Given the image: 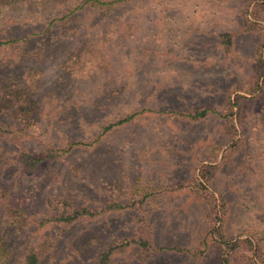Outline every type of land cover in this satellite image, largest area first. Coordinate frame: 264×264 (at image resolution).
Listing matches in <instances>:
<instances>
[{
    "label": "rangeland",
    "instance_id": "rangeland-1",
    "mask_svg": "<svg viewBox=\"0 0 264 264\" xmlns=\"http://www.w3.org/2000/svg\"><path fill=\"white\" fill-rule=\"evenodd\" d=\"M98 1L110 5L0 0V38L31 36L25 59L16 60L14 50L0 55V121L23 131L34 153L43 144L65 148V138L82 142L43 177L0 171V186L32 216L50 195L94 209L123 206L72 225L47 226L45 234L57 237L40 264H97L110 244L140 235L154 250L132 248L112 264H215L213 247L200 258L185 251H203L209 231L204 204L188 190L208 164L216 166L211 190L225 200L226 235L264 252V86L260 78L263 87L256 89L254 70L260 40L242 25L256 3ZM71 10L75 14L63 20ZM224 33L232 36L228 53ZM237 95L248 100L233 110V142L242 144L229 155L233 142L218 115ZM203 109L215 113L187 117ZM127 116L133 117L105 134L99 128ZM0 147L7 153L2 140ZM30 230L7 227L0 218L13 250L16 241L38 242L42 232ZM11 264H19L16 254Z\"/></svg>",
    "mask_w": 264,
    "mask_h": 264
},
{
    "label": "trees",
    "instance_id": "trees-1",
    "mask_svg": "<svg viewBox=\"0 0 264 264\" xmlns=\"http://www.w3.org/2000/svg\"><path fill=\"white\" fill-rule=\"evenodd\" d=\"M92 6H109L110 3L99 2ZM255 2L250 18L247 13L242 19L243 31L255 34L259 40L260 45L255 54L254 70L257 78L256 89H261L264 86V57L262 50L264 49V26L260 23L263 18L264 0H251L250 3ZM80 9L76 7V10ZM75 14V10H71L68 15L63 17L66 20L69 15ZM31 15V14H30ZM56 19V18H54ZM52 19L46 22V26L53 25ZM69 22V21H67ZM45 32V30H44ZM42 32V33H44ZM221 44L225 47V52H230L232 46L231 34L224 33L220 35ZM31 36L25 39L18 38H0V55L7 51H16V60L22 55V59L26 58V46L29 44ZM12 58V57H11ZM263 78V86L259 85V79ZM246 97L236 96L234 100L228 98L224 110L218 115L225 122L224 130L226 135L234 141L237 135L236 128L233 123V110L237 108L241 111V107ZM215 113L209 109L196 110L189 113L187 117L192 120L205 119L211 114ZM134 115V114H133ZM133 116L120 118L116 122L108 121L99 124L102 133L123 125L125 122L132 119ZM24 132L16 130L13 126L0 121V140L7 144V153L0 147V171L15 169L20 176H34L43 177L47 171L52 167V163L60 160L70 152H73L75 147L82 145L80 141H70L68 138L64 139L65 148L54 147L52 144H43L40 154L30 151L24 142ZM241 142H233V145L227 150L229 155H234L240 151ZM216 171V166L208 164L200 168L196 177L193 178L191 186L188 190L190 194L202 201L205 206L204 220L209 229L206 237L201 242V249L203 251L193 252L185 250L187 254L200 258L205 251L213 247L216 255L215 264H233L235 260L242 264H264V252L260 245L253 247L249 240H236L231 242V239L225 233V200L222 196H216L212 190L211 185L213 176ZM13 195L10 190L0 186V218L7 226L18 230H30L32 235L42 232L36 244L31 242L16 241L19 243L18 248L13 250L7 243L5 235L0 232V264H11V260L16 254L19 264H40L48 253V248L53 247V240L57 237H52L45 234L46 228L50 224H58L61 226L72 225L73 223L85 219L93 218L95 216L106 213L107 211H116L122 209V205L116 202L104 204L101 208L94 209L83 204H78L71 199L50 195L44 201V208L38 216H32L25 213L21 206H17L12 202ZM45 228V229H44ZM47 237V238H46ZM49 238V239H48ZM43 239V240H42ZM42 240V241H41ZM149 239L144 235H140L137 239L127 240L119 244H110L106 250L98 255L97 264H112L117 255H125L126 251L132 248L150 252L154 250ZM10 241V240H9ZM51 241V242H50ZM16 243V244H18ZM15 245V244H14ZM169 251L179 252L182 248L169 247ZM15 253V254H14ZM133 252L129 256H131Z\"/></svg>",
    "mask_w": 264,
    "mask_h": 264
}]
</instances>
